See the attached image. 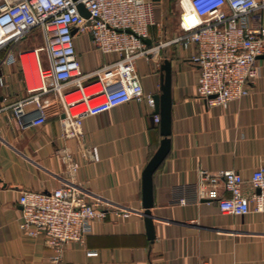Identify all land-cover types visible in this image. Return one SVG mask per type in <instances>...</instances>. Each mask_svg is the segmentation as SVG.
Returning a JSON list of instances; mask_svg holds the SVG:
<instances>
[{
    "label": "crops",
    "instance_id": "obj_1",
    "mask_svg": "<svg viewBox=\"0 0 264 264\" xmlns=\"http://www.w3.org/2000/svg\"><path fill=\"white\" fill-rule=\"evenodd\" d=\"M154 1L159 24L150 27V52L136 60L144 91H161L165 59L172 61L173 74L172 146L154 174L155 237L149 236L141 212L143 170L163 137L156 107L137 99L106 106L85 115L83 133L73 137L63 134L64 111L56 91L40 95L47 102L45 122H33L39 115L35 101L17 117L14 104L37 92L29 91L28 84L39 83L34 49L47 39L43 29L35 28L14 45L16 51L26 50V63L18 59L0 66V264H264V211L223 212L216 200H196L193 186L202 169L233 168L249 179L264 164V55L258 59L261 76L249 95L228 107L210 105L197 93L200 67L191 59L195 47L170 41L180 33L179 19L173 17L169 26L165 0ZM76 48L83 73L115 57L95 48L90 34H78ZM40 57L50 65L47 50ZM98 79L93 74L85 82ZM63 147L79 162L76 171L60 156ZM64 182L78 185L90 200L108 199L109 205H104L105 216L92 219L85 244H66L56 259L44 234L22 229L20 196ZM253 189L247 182L245 190ZM183 195L186 202L179 201ZM126 204L133 206L132 213H115Z\"/></svg>",
    "mask_w": 264,
    "mask_h": 264
},
{
    "label": "built area",
    "instance_id": "obj_2",
    "mask_svg": "<svg viewBox=\"0 0 264 264\" xmlns=\"http://www.w3.org/2000/svg\"><path fill=\"white\" fill-rule=\"evenodd\" d=\"M194 21L187 23L184 0H177L180 33L170 41L193 45L191 59L200 67L198 96L210 105L228 107L234 100L250 94L261 76L258 59L264 55V0H188ZM84 3L90 15H84ZM154 0H0V66L20 59L26 63V50L16 51L14 45L35 28L45 31L47 42L35 48L39 65V83L28 84V98L14 104L17 117H23L26 104L35 101L39 115L36 124L47 120V102L41 94L56 91L63 106V134L67 137L83 133L87 114L103 110L131 99L146 100L155 106L152 93L143 89L136 60L151 48L144 37L150 27L159 24ZM78 34H90L92 43L102 54H113L111 61L91 73H83L76 48ZM47 50L50 65L43 64L40 52ZM97 74L96 82L85 80ZM28 75L25 71V79ZM4 83L0 73V87ZM156 120L160 115L156 114ZM97 154V148H93ZM60 156L70 161L72 171L79 162L72 151L63 147ZM250 182L254 189L245 190ZM195 199L216 200L223 212L247 214L264 211V164L249 179L233 168L218 171L202 169L195 182ZM223 187L229 192H221ZM180 202H186L184 195ZM20 225L30 235L44 234L59 259L68 243L85 244L95 217L106 215L109 200H90L75 183H62L50 191L24 190ZM130 204L115 208L118 215H129ZM145 209L141 212L145 216Z\"/></svg>",
    "mask_w": 264,
    "mask_h": 264
},
{
    "label": "water",
    "instance_id": "obj_3",
    "mask_svg": "<svg viewBox=\"0 0 264 264\" xmlns=\"http://www.w3.org/2000/svg\"><path fill=\"white\" fill-rule=\"evenodd\" d=\"M81 12L88 16L89 10L84 3L79 4ZM150 42V37H144ZM172 61L165 59L162 63L161 91L154 95L156 113L160 114V127L163 137L155 153L143 170V205L149 236L155 237V228L151 208L154 205V174L171 150L172 141Z\"/></svg>",
    "mask_w": 264,
    "mask_h": 264
},
{
    "label": "rangeland",
    "instance_id": "obj_4",
    "mask_svg": "<svg viewBox=\"0 0 264 264\" xmlns=\"http://www.w3.org/2000/svg\"><path fill=\"white\" fill-rule=\"evenodd\" d=\"M164 9H165V13L168 14V24L172 23L171 19L173 20V17L176 18L177 20L179 19L181 7L178 4L177 0H165Z\"/></svg>",
    "mask_w": 264,
    "mask_h": 264
},
{
    "label": "bare ground",
    "instance_id": "obj_5",
    "mask_svg": "<svg viewBox=\"0 0 264 264\" xmlns=\"http://www.w3.org/2000/svg\"><path fill=\"white\" fill-rule=\"evenodd\" d=\"M184 6H185V8L187 9V14H186V16L188 15L189 17L192 18L191 20L188 19L187 23L193 22L195 19H194V17L191 16V14H190L191 11H189L190 6H189V1H188V0H184Z\"/></svg>",
    "mask_w": 264,
    "mask_h": 264
}]
</instances>
